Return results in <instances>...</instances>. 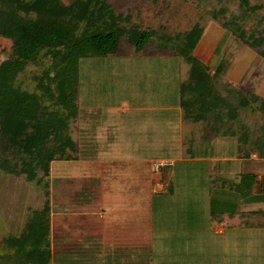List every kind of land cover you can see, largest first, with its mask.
Instances as JSON below:
<instances>
[{"label": "rangeland", "instance_id": "1", "mask_svg": "<svg viewBox=\"0 0 264 264\" xmlns=\"http://www.w3.org/2000/svg\"><path fill=\"white\" fill-rule=\"evenodd\" d=\"M60 1L68 4L72 0ZM223 1L225 4L218 0H108L115 12L129 14L130 21L123 23L125 26L135 23L140 29L149 27L157 34L174 35L199 23L203 35L192 52L193 57L210 69H215L222 60V74H228L227 77L214 75L213 94L223 98L234 83V90L249 98L254 94L247 85L262 60L261 55L242 44L223 25L230 18V12L247 2L254 10L253 17L244 26L252 25L255 17L262 18L260 29L264 37V0ZM212 11H219L217 18L211 16ZM10 55L11 41L0 36V61ZM188 71L189 64L183 57L172 50L162 51L154 41L137 51L121 38L115 54L81 57L76 113L61 135L69 138L67 151L73 158L50 163L48 177L40 171L37 177L30 178L28 173L17 175L0 169V235L12 237L23 231L33 210L42 207L46 187L50 203V264H205L204 254L191 253L194 251L191 241L198 238L196 217L202 215L206 206L195 203L191 210L188 204L184 207L181 190L176 188L179 180L173 179L172 188H168L165 176L154 178L148 161L141 159L148 154L177 161V146L182 143L179 137L187 140L189 125L195 130L196 124L190 123L191 119H179L180 123L174 116L175 108H168L180 96ZM27 74L28 77L22 76L25 86L36 92L30 70ZM140 106L145 108L139 109ZM250 109L241 113L242 120L246 126H258L261 119L264 121V112ZM137 128L148 135L151 133L153 140L143 145L131 142L132 132ZM129 134L128 139L125 135ZM214 144L226 149L217 140L211 146L214 151H217ZM188 146L191 145L182 148L184 154L199 153L195 147ZM198 148L204 149V146ZM106 152L116 157L94 158ZM130 154H142L141 161L139 157L138 163L130 161ZM159 159H153L150 165ZM161 169L158 174H166ZM157 182L165 186L160 192L153 191ZM112 211L125 215L126 219L117 223L122 228H117L115 236L109 237L105 232L108 222L104 221ZM78 215L87 219L82 220ZM94 221L101 224L99 230ZM255 240L258 248L250 250L249 255L246 250L241 252L234 264H264L263 237ZM24 250H20L22 257L28 254L27 248Z\"/></svg>", "mask_w": 264, "mask_h": 264}, {"label": "trees", "instance_id": "2", "mask_svg": "<svg viewBox=\"0 0 264 264\" xmlns=\"http://www.w3.org/2000/svg\"><path fill=\"white\" fill-rule=\"evenodd\" d=\"M247 4L230 12L223 27L264 58L262 18L255 17L254 23L245 28L254 10ZM219 11H212L211 16L217 18ZM129 21V14L115 12L108 0H72L68 4L60 0H0V36L11 41L10 57L0 61V169L17 175L28 173L30 178L37 177L40 171L48 177L53 160L73 158L67 151L69 138L61 135L76 113L78 61L84 56L117 53L121 38L137 51L154 41L162 51L177 52L189 64L179 96L183 117L202 121L205 116V129L223 130V134L230 128L237 131L238 126L241 141L247 139L249 130H242L246 125L241 113L248 107L264 112V99L241 96L234 89L226 90L223 98L215 97L213 77L223 65H218L211 75L208 66L192 55L203 35L201 25L195 23L188 31L168 35L157 34L149 27L140 29L135 23L123 24ZM28 70L36 92L28 90L22 78L25 74L28 77ZM248 127L263 131L258 126ZM262 131L255 132L248 148L263 156ZM44 194L42 207L33 210L23 231L3 239L0 264H49L50 203L46 187ZM22 247L27 248V256L25 253L22 257Z\"/></svg>", "mask_w": 264, "mask_h": 264}, {"label": "crops", "instance_id": "3", "mask_svg": "<svg viewBox=\"0 0 264 264\" xmlns=\"http://www.w3.org/2000/svg\"><path fill=\"white\" fill-rule=\"evenodd\" d=\"M256 53L259 54L258 52ZM261 58L262 60L250 77L247 87L254 95L264 99V58L262 56ZM216 60L218 61L219 58ZM218 65L222 66V60L217 62ZM216 67L215 69L208 68V72L212 75L215 73ZM222 73L223 68L219 74L221 76H228L227 73V75ZM230 85L229 89H234L235 84L232 83ZM138 108L144 109L145 107L140 106ZM168 108H175L176 113L174 116L177 117L178 121L179 119L183 120V110L179 103V96L172 106ZM204 121L206 122L205 116L202 121L190 120V123L196 124V128L195 130H191L189 125L186 134L184 130L183 133L187 138L186 141H183L185 137L181 139V136L179 137L182 143L177 146L179 149L178 152L176 151L179 154L177 161L171 158L155 157L156 155L148 156V154L143 156L142 154L136 156L130 154L129 157L130 161L134 160L137 163L141 159L142 161L147 160L152 176L158 179L160 177L163 178L164 175L166 178L164 183L168 184L167 187L172 188L170 182L173 179L179 180L176 188L179 187L181 190V204L184 207L186 206L185 204H188L191 210V206H194L195 203H203L206 206L203 208V212H201L202 215L199 218L196 217L198 222L195 223V228L197 229L196 231L200 232L198 238L191 241V248L194 250L191 253L204 254L205 259L203 261L205 264H217L218 261L221 264H234L235 259L241 257V252L243 254V251L246 250L247 255H249L250 250L252 252V250L255 251L258 248L254 242L258 237H263L261 248L264 249V155L262 156L256 150L248 148L249 141L256 132L254 131L256 130L255 128L246 126V129H242L243 131L249 130V135L245 141H241L238 126L237 131L230 128L231 130L228 129V132L223 134L220 133L223 130L218 132L214 130L213 132L209 128L205 129ZM260 121L258 127H263V131H261L264 133V121L263 119ZM143 123L144 121L141 124ZM251 126L254 127L255 125L251 124ZM150 135L151 133L148 135V133L137 128V131L132 132L133 138L130 139L132 140L131 142H136L137 145H143V142L153 140V138H150ZM179 135L183 137L180 130ZM125 137H130V134L125 135ZM223 138H232L234 140H229L228 142L225 140V142ZM217 140L226 149L214 144L217 147V151H214L211 146ZM247 141L248 143L242 144V142ZM188 144L195 147V150H199V153L184 154L182 148ZM202 145L204 149L198 148ZM95 157H116V155H110L106 152V154ZM118 157L120 158L121 156ZM138 157L139 159L141 158L139 161ZM123 158H125V155H123ZM156 158L171 159L173 161L171 166L163 169V172H166V174H158L159 171L152 170L150 161ZM123 161L129 162L127 159H123ZM163 187L165 188V186ZM169 194L172 195V192ZM83 216L78 215L82 220L87 219ZM122 219H126L125 215L114 214L113 211L108 215L104 222H108L105 224V232L109 234V237H114L117 228L119 230L122 228V225L121 227H117V223L122 222ZM96 221H94V226L99 230L101 227L98 226L101 224L98 225ZM20 233L17 232L16 234ZM3 237H5L4 234L0 235V250ZM200 244L201 246H199ZM118 249L119 253H121V248ZM61 252L67 251L61 250ZM60 262L62 261L60 260ZM8 264H12V262L9 261ZM19 264H28V262H21Z\"/></svg>", "mask_w": 264, "mask_h": 264}, {"label": "built area", "instance_id": "4", "mask_svg": "<svg viewBox=\"0 0 264 264\" xmlns=\"http://www.w3.org/2000/svg\"><path fill=\"white\" fill-rule=\"evenodd\" d=\"M173 164V161L171 159H159V160H154L152 163V168L154 171H158L159 168L163 167V166H171ZM163 188V183L161 182H157L154 187H153V191L154 192H160L161 189Z\"/></svg>", "mask_w": 264, "mask_h": 264}]
</instances>
